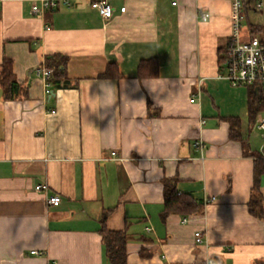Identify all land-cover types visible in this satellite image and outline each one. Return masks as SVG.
Here are the masks:
<instances>
[{"label":"crops","instance_id":"0c3cea01","mask_svg":"<svg viewBox=\"0 0 264 264\" xmlns=\"http://www.w3.org/2000/svg\"><path fill=\"white\" fill-rule=\"evenodd\" d=\"M75 1L40 15L34 0H0V70L10 59L19 85L7 97L0 82V264H111L102 221L127 232V264H264V216L250 209L264 158L249 121L256 88L225 77L232 1L111 0V19ZM242 14L241 38L264 41V0H243ZM56 54L67 79L46 95L35 69ZM151 58L160 74L140 78ZM110 63L122 76H102ZM167 178L216 200L163 219ZM259 190L264 215V173Z\"/></svg>","mask_w":264,"mask_h":264},{"label":"trees","instance_id":"16d2710c","mask_svg":"<svg viewBox=\"0 0 264 264\" xmlns=\"http://www.w3.org/2000/svg\"><path fill=\"white\" fill-rule=\"evenodd\" d=\"M67 63L68 57L61 54L46 58V65L54 69L52 84L67 79ZM159 74L160 62L158 58L144 59L139 63L138 76L140 78L157 77ZM102 76L120 77L122 75L119 71L118 64L110 63ZM0 82L4 87L7 97H15L19 92V85L15 79L12 61L8 58L4 59L1 65ZM248 112L250 124H256L259 114L264 113V97L262 90H250ZM230 121L232 122L231 136L240 138V135H238V129L235 128L238 121L236 119H231ZM255 172V192L250 202V209L252 213L257 216H264L262 211L257 208L258 204L262 201V196L259 190V178L264 173V158L262 159L259 157L255 161ZM177 182L178 180L176 178H167L164 180V208L161 212L163 219H166L171 213L190 215L199 214L203 211L205 202L194 198L189 193L180 192L177 188ZM100 232L103 237L106 254L110 263L127 264V244L129 241L127 232L109 230L104 221H102Z\"/></svg>","mask_w":264,"mask_h":264},{"label":"built area","instance_id":"2783aa9c","mask_svg":"<svg viewBox=\"0 0 264 264\" xmlns=\"http://www.w3.org/2000/svg\"><path fill=\"white\" fill-rule=\"evenodd\" d=\"M91 8L97 10L103 18L111 19L115 14V6L111 0H89ZM232 1V34L230 41L224 53V64L226 67L225 77L229 80L232 86H248L262 90L264 97V41L259 36H253L250 39H242L240 35L241 22L243 20L242 6L243 0ZM177 1L174 0L173 4ZM60 5L66 7L77 6L75 0H34L32 12L43 15L45 11L56 8ZM121 12L126 11V6L121 7ZM201 17L204 21L210 17L209 12H203ZM35 73L44 81L45 93H52V77L54 69L45 64L38 66ZM54 112V111H53ZM256 127L264 131V114L261 113L256 120ZM204 143L202 140L196 142V147L203 149ZM116 154L115 152L113 153ZM49 189L46 183L36 185L37 191H47ZM216 200L215 197L205 199L208 204ZM62 198L56 194H50L47 197V202L50 205H59ZM184 222L187 221L185 217ZM147 230H151L147 227ZM204 235L202 231L195 232V241L197 244L203 242ZM33 253H38L33 251ZM205 264H216L214 258H209Z\"/></svg>","mask_w":264,"mask_h":264},{"label":"rangeland","instance_id":"374dc122","mask_svg":"<svg viewBox=\"0 0 264 264\" xmlns=\"http://www.w3.org/2000/svg\"><path fill=\"white\" fill-rule=\"evenodd\" d=\"M263 135H264V132H263ZM262 139H264L263 136H262L261 140H262Z\"/></svg>","mask_w":264,"mask_h":264},{"label":"water","instance_id":"95a60500","mask_svg":"<svg viewBox=\"0 0 264 264\" xmlns=\"http://www.w3.org/2000/svg\"><path fill=\"white\" fill-rule=\"evenodd\" d=\"M54 93V92H53Z\"/></svg>","mask_w":264,"mask_h":264}]
</instances>
